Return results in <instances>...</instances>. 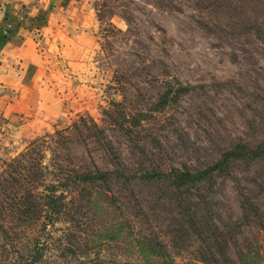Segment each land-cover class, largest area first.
Listing matches in <instances>:
<instances>
[{"label":"rangeland","instance_id":"rangeland-1","mask_svg":"<svg viewBox=\"0 0 264 264\" xmlns=\"http://www.w3.org/2000/svg\"><path fill=\"white\" fill-rule=\"evenodd\" d=\"M92 4L98 46L71 75L68 88L64 84L70 92L65 114L50 131L0 152V264L26 263L37 251L43 253L37 264L144 263L136 247L104 237L116 212L95 214L75 192H65L64 213L46 227L41 215L26 222L9 209L10 198L22 196L26 186L42 201L46 183L56 179L53 169L46 167L41 169L45 176L33 182L22 169L10 166L16 164L14 159L23 160L32 141L71 127L80 116L93 119L107 139L98 140L86 130L79 135L74 129L68 150H58L48 139L26 158L43 167L59 159L67 166L96 164L111 170L113 148L128 167L138 166L143 153L167 169L202 168L221 147L239 138L254 141L264 136V0H93ZM176 80L193 86L191 92L155 110L165 83ZM118 105L128 118L139 114L149 118L132 127L128 136L113 122L116 115L121 118L115 111ZM234 168L232 175L216 179L215 209L223 220L234 219L240 195L250 193L262 217L245 226L244 233L264 247V190L258 187L264 180V164ZM10 175L20 183H7ZM149 189L155 191L144 188L148 200L155 197ZM169 223L170 216L164 213L158 227L173 252L179 251L173 247H203L195 236L175 246ZM180 253L177 263L193 258L187 251Z\"/></svg>","mask_w":264,"mask_h":264},{"label":"trees","instance_id":"trees-1","mask_svg":"<svg viewBox=\"0 0 264 264\" xmlns=\"http://www.w3.org/2000/svg\"><path fill=\"white\" fill-rule=\"evenodd\" d=\"M192 88L193 86L184 85L178 80L165 83V90L156 103L155 110L176 103L181 95L190 93ZM116 107L115 111L119 112L121 118L118 119L116 115L113 122L128 136L133 133L132 127L141 126L149 118L147 114L128 118L122 112V106ZM74 129L79 135H84L86 130L87 134L97 136L98 140L107 139L93 119L87 120L80 116L71 127L56 130L53 135L36 138L22 155L24 159H14L16 164L10 165L12 168L22 169L25 176L30 177L33 182L45 176L42 168H52L56 173L55 181L46 183L47 193L42 201L37 200L34 189L29 186H26L22 196L10 198L9 209L16 210L14 212L19 220L34 222L41 215L44 227L49 223L54 224L60 220V215L67 207L65 192H75L95 214L105 213L109 209L116 212L112 218L118 217L108 221L112 228L105 230L104 237L111 241H126L131 247H136L143 264H180L176 262L175 256L176 253L181 254V250L193 254V258H187L182 264H264V247L257 246L244 233L245 226L262 217L255 198L250 193H242L239 215L228 220H223L218 215L213 203L218 177L232 175L237 164L247 168L264 164V136L254 141L239 138L228 146L221 147L218 155L202 168L183 166L167 169L143 153L138 166L128 167L113 148L110 149L114 165L111 170H103L96 164L92 167L86 165L84 168L67 166L59 159L43 167L26 158L27 153L32 156L33 152L38 151L39 143L51 141L58 150H68L72 142L70 132ZM129 139L135 140L133 137ZM108 147H111L110 143ZM10 178L7 183H20L18 177L10 175ZM258 187L264 190V180ZM144 188L155 189H149L155 196L150 199L152 201L144 195ZM164 213L166 218L170 216V225L167 226H170L168 231L172 234L175 246L187 244L195 236L203 247H173L179 250L173 252L162 237L163 229L158 227V221ZM242 237L243 240L239 241ZM42 257V251H37L30 261L23 264H37Z\"/></svg>","mask_w":264,"mask_h":264},{"label":"crops","instance_id":"crops-1","mask_svg":"<svg viewBox=\"0 0 264 264\" xmlns=\"http://www.w3.org/2000/svg\"><path fill=\"white\" fill-rule=\"evenodd\" d=\"M92 2L0 0V152L65 114L71 75L98 46Z\"/></svg>","mask_w":264,"mask_h":264},{"label":"built area","instance_id":"built-area-1","mask_svg":"<svg viewBox=\"0 0 264 264\" xmlns=\"http://www.w3.org/2000/svg\"><path fill=\"white\" fill-rule=\"evenodd\" d=\"M26 14L28 15L29 12L28 11H24V15H26ZM2 122H4V121H2L1 118H0V127L3 128L4 123H2Z\"/></svg>","mask_w":264,"mask_h":264}]
</instances>
